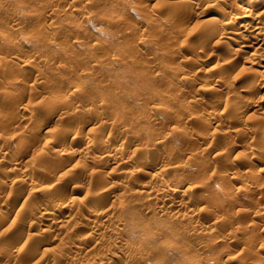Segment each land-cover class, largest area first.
Listing matches in <instances>:
<instances>
[{"label": "rangeland", "instance_id": "rangeland-1", "mask_svg": "<svg viewBox=\"0 0 264 264\" xmlns=\"http://www.w3.org/2000/svg\"><path fill=\"white\" fill-rule=\"evenodd\" d=\"M263 31L264 0H0V264H264Z\"/></svg>", "mask_w": 264, "mask_h": 264}, {"label": "bare ground", "instance_id": "bare-ground-1", "mask_svg": "<svg viewBox=\"0 0 264 264\" xmlns=\"http://www.w3.org/2000/svg\"><path fill=\"white\" fill-rule=\"evenodd\" d=\"M200 4H201V3H200ZM244 10H245V9H244ZM247 12H248V11H247ZM234 13H235V12H234ZM250 13H251V12H250ZM244 14H247L246 11H245ZM244 14L242 13V14H240V15L242 16V15H244ZM240 15H239V16H240ZM247 15H248V14H247ZM244 16H245V15H244ZM233 17H234V16H233ZM231 22H232V21H231ZM234 22H235V21H234ZM184 23H185V22H184ZM237 23H238V22H237ZM240 24H241V23H240ZM238 25H239V24H238ZM241 25H242V24H241ZM182 26H183V25H182ZM233 26H234V24H233ZM245 27H246V26H245ZM233 30H234V29H233ZM238 32H239V31H238ZM263 33H264V31H263ZM246 43H247V42H246ZM246 43H244V44L246 45ZM247 44H248V43H247ZM250 44H251V43H250ZM229 46H230V45H229ZM242 46H243V45H242ZM224 48H225V47H224ZM226 48H227V47H226ZM242 48H243V47H242ZM227 49H228V48H227ZM240 50H241V49H240ZM236 52H237V51H236ZM237 53H238V52H237ZM236 55H237V54H236ZM259 55H260V54H259ZM230 58H233V57L231 56ZM230 58H228V59H230ZM234 58H235V56H234ZM255 58H256V57H255ZM257 63H258V62H257ZM249 67H251V66H249ZM252 69H253V68H252ZM261 77H262V76H261ZM241 85H242V84H241ZM2 102H3V101H2ZM25 103H26V102H25ZM27 103H28V102H27ZM48 104L50 105V103H48ZM48 104H47V105H48ZM24 105H25V104H24ZM44 105H45V104H44ZM49 105H48V106H49ZM245 105H246V104H244L243 106H241V109H242V110L245 108ZM0 106H1V105H0ZM25 106H27V105H25ZM44 107H45V106H44ZM1 108H2V107H1ZM24 108H25V107H24ZM42 108H43V107H42ZM42 108H41V109H42ZM48 110H49V109H48ZM0 112H1V111H0ZM5 112H6V111H5ZM1 113H2V112H1ZM3 113H4V112H3ZM7 113H8V112H7ZM53 114H54V113H53ZM8 115H9V113H8ZM51 116H52V115H51ZM2 118L4 119L5 116H2V114H1V115H0V121L2 120ZM7 118H8V117H7ZM11 118H12V117H11ZM41 118H42V116H41ZM9 119H10V118H9ZM47 119H48V118H47ZM39 120H40V119H39ZM48 120H49V119H48ZM4 121H5V120H4ZM7 121H9V120L6 119V122H7ZM40 121H41V120H40ZM40 121H37V123H40L41 126H45V125H44L45 122H43V121L40 122ZM47 124H48V121H47ZM0 125H1V123H0ZM36 125H37V124H36ZM38 125H39V124H38ZM41 126H37V128H38V127L40 128ZM257 133H258L259 138H261V139L264 140V127L261 128V129H258ZM108 135H109V134H108ZM232 137H233V136H232ZM235 137H236V136H235ZM103 138H105V137H103ZM257 138H258V137H257ZM59 139H61V138H59ZM234 139H235V138H234ZM236 139H237V137H236ZM234 142H235V141H234ZM116 151H117V150H116ZM121 152H122V151H121ZM123 152H124V151H123ZM114 154H115V153H114ZM14 155H15L16 157H19V156H17V154H14ZM15 156H14V157H15ZM254 170H255V169H254ZM256 170H257V169H256ZM251 173H252V172H251ZM253 173H254V171H253ZM256 173H257V172H255L254 175H256ZM258 173H259V172H258ZM251 175H252V174H251ZM176 191H177V190H176ZM72 197H73V198H77L78 196H77V195L74 196V194H73Z\"/></svg>", "mask_w": 264, "mask_h": 264}]
</instances>
